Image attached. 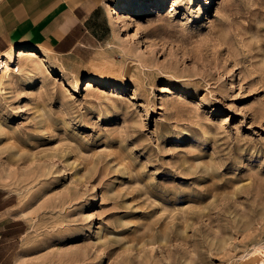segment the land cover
Segmentation results:
<instances>
[{
  "label": "rangeland",
  "instance_id": "1",
  "mask_svg": "<svg viewBox=\"0 0 264 264\" xmlns=\"http://www.w3.org/2000/svg\"><path fill=\"white\" fill-rule=\"evenodd\" d=\"M158 1L124 10L138 35L114 4L84 50L22 54L0 84L27 264L264 257V0Z\"/></svg>",
  "mask_w": 264,
  "mask_h": 264
},
{
  "label": "crops",
  "instance_id": "2",
  "mask_svg": "<svg viewBox=\"0 0 264 264\" xmlns=\"http://www.w3.org/2000/svg\"><path fill=\"white\" fill-rule=\"evenodd\" d=\"M120 1L0 0V53L24 46L77 54L91 40L98 16ZM3 191L0 188V264H27L20 255L26 220L17 216L14 199Z\"/></svg>",
  "mask_w": 264,
  "mask_h": 264
},
{
  "label": "bare ground",
  "instance_id": "3",
  "mask_svg": "<svg viewBox=\"0 0 264 264\" xmlns=\"http://www.w3.org/2000/svg\"><path fill=\"white\" fill-rule=\"evenodd\" d=\"M215 0H211L210 3H213ZM167 0H159V4H165ZM127 9V13H141V12H147L151 11L152 8L150 7V0H137L135 2H131L129 0H122L118 4H116V7L114 9L115 13L113 12L112 16V22L114 25H124L125 23L133 24L135 26V35H138L140 32V27L136 26L135 23L129 21L130 18L128 14L124 10ZM112 10V9H111ZM202 10V9H201ZM27 55L31 60L36 59H42L44 55L40 54L35 49H26L24 46L19 47H12L10 50L4 51L0 53V84L4 83V78L7 77V75L11 72V65L14 64L16 61L19 60L20 55ZM44 62V61H43ZM29 63V62H28ZM31 63V62H30ZM27 64V63H20L19 69L17 72L18 74H23L26 70V72L33 76V74L37 73L40 68L37 67L36 64ZM24 70V71H23ZM83 81V80H81ZM34 82V80L32 81ZM99 198V195L96 196V201ZM100 201V198H99ZM248 261H244L243 264H248ZM256 264H264V257L260 256L255 260Z\"/></svg>",
  "mask_w": 264,
  "mask_h": 264
}]
</instances>
